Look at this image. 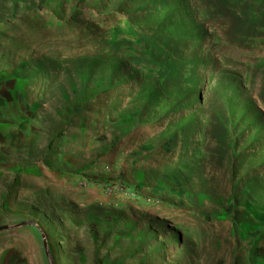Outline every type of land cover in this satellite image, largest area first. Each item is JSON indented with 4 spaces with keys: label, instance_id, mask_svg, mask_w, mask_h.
I'll use <instances>...</instances> for the list:
<instances>
[{
    "label": "rangeland",
    "instance_id": "rangeland-1",
    "mask_svg": "<svg viewBox=\"0 0 264 264\" xmlns=\"http://www.w3.org/2000/svg\"><path fill=\"white\" fill-rule=\"evenodd\" d=\"M0 264H264V0H0Z\"/></svg>",
    "mask_w": 264,
    "mask_h": 264
}]
</instances>
